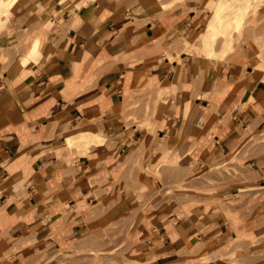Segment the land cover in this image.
<instances>
[{"label":"crops","instance_id":"0c3cea01","mask_svg":"<svg viewBox=\"0 0 264 264\" xmlns=\"http://www.w3.org/2000/svg\"><path fill=\"white\" fill-rule=\"evenodd\" d=\"M37 1L36 22L24 17L22 27L0 33V57L41 38L48 61L17 80L8 73L28 49L0 64V264H264V69L255 52L244 50L242 66L212 67L170 50L182 37L184 50L186 35L198 31L203 0L167 13L154 0H73L80 8L72 12L59 1L29 0L16 10ZM170 52L179 58L170 61ZM157 88L172 92L158 130L178 143L168 159L177 163L189 149L185 168H199L184 182L196 187L195 206L186 211L165 191L163 203L133 219L138 184L121 159L144 136L126 115L133 92ZM161 143L144 166L169 153ZM95 162L101 167L92 174ZM224 165L243 176L201 190L222 183L201 173ZM171 184L163 180V189ZM223 201L225 209L217 206ZM107 249H123L128 261ZM97 250L105 252L95 258ZM236 251L243 255L233 263Z\"/></svg>","mask_w":264,"mask_h":264},{"label":"rangeland","instance_id":"374dc122","mask_svg":"<svg viewBox=\"0 0 264 264\" xmlns=\"http://www.w3.org/2000/svg\"><path fill=\"white\" fill-rule=\"evenodd\" d=\"M23 1L29 0H15L14 3L8 1L0 6V17H2L5 21L2 24L0 23V33L5 31L12 32L14 28L22 27V24H20V22L24 17L29 18L27 19L28 24H30L29 26H31V23H33L34 21H37L38 17L36 16L35 12H41V3L39 1L34 3L28 2L27 4H23L20 9L16 10L18 4ZM55 1H59L61 3L63 0ZM187 1L188 0H154V4L155 9H161L163 13H167L169 11H172L179 5H184ZM218 2L223 3L228 12L231 10V5L233 3L235 5L238 4L243 10H245V13H243L242 17L237 22H235V19L232 16H227V20L231 21L233 25V28L231 29L229 34V37L232 41V48H230L229 50L223 49L225 38L221 37L218 39L214 46L217 55H208L204 50L206 44H204L203 42V35L206 33L205 31L207 30L209 24H211L215 20L216 5ZM165 3H169L168 7L163 6ZM38 7H40L41 9ZM198 15L202 16L198 31L192 35H186L187 38H190V43H187V41L185 40V49L182 50V37L177 41V44L170 47V50H179L181 52H187L194 56H201V60H206V63H211L212 67L215 65V63H226L231 60L237 61L239 66H242L243 63L241 61V57L243 56L244 50L250 47L256 55V67L259 70L264 69V0H203L202 7L198 10ZM2 18L0 19L2 20ZM51 20L52 19H50L49 17L44 21L48 29L51 26L48 25ZM237 25H239L238 28H236ZM27 49L28 48L26 42L25 45L24 42H20V44H14V46H10L8 54L9 57H0V64L2 61L6 60V62L8 61L10 65L18 53L26 52ZM170 55L171 52L169 53V56L168 54H166V56L169 57L170 61L178 59H175L173 57L172 59L170 58ZM47 62V60H43L37 65L41 66L43 64H46ZM257 64H261L262 66L259 67L257 66ZM1 70L2 69H0V72ZM167 84L168 83L162 85L165 86ZM132 94V102L128 105V113L126 115L127 118H129V122L127 123H135L137 127L143 131V136H145V132L148 129L149 123L152 118L155 120V117H158V119L161 121V124H163L164 121L162 122V119L165 118V107L168 100L172 97V92H170V90L168 89L160 91L159 88H157V90L135 91ZM143 139L137 143L136 152L132 153L126 158L121 159V169L130 172V175H132V177L135 175L138 184L137 194L139 201L138 205L133 210L132 218L134 219L138 211L143 210L147 205H151V208H156L158 205L163 203L164 201H162V193L165 191L169 193L170 199L175 198V200H177L181 204L185 201L186 206L183 207V209L185 208L184 210L188 211V208H192L193 206H195V201L193 200L194 196H192V194H194L193 190H196V187L193 184H187L184 182L187 178L192 180L194 177H196L197 175H195V173L199 170L196 165L190 162L187 163L189 167L185 168L186 164L183 160V157L186 156V160L192 158L193 155L191 156V153L189 152L190 150L184 149V151L180 154L179 162L175 163L177 160H172L171 163V160L168 159V156H175L177 154L173 153V150H175V147H177L178 143L173 139H162V136L160 134L158 135L157 133V137L152 144L154 145L156 139H158V142H164L165 145L169 143V153H167V155L166 153L160 154L157 160H152L149 162L148 166H144L143 162L147 158V153L153 148V145H150L147 148H143ZM162 143L160 144V146H162ZM74 149L87 151L89 150V147L80 148L77 146ZM100 167V164H97V162L93 163L91 170L92 174H96ZM113 170L114 169H112V171ZM201 174L203 175V180H205L206 182L212 183V180H215L214 178L216 177H220L222 180V183L218 184H215V182H213L214 184L211 185V188L205 187L201 189L207 192H210L211 190L214 191L216 188L218 189L226 185L227 177L230 178L234 176L236 178H240L243 176L239 170H237L236 168H231V165L209 168L204 170V172H202ZM165 179H170L172 181V184L166 190L163 189V180ZM147 193H151V198H147ZM181 197H184L185 199H181ZM208 202L211 201L205 200L204 204H207L208 206ZM213 203L214 202H211V205ZM217 204V206H220L219 208L223 209H225L227 206L224 201L220 202V204ZM178 214L181 215L180 212H178ZM104 224H111L110 218H107ZM252 246L253 249H251V251L248 253L250 255H254L252 250L258 248L257 242L253 243ZM262 248H264V245L262 246ZM1 251L2 247H0V253ZM106 251L109 252V254L115 256L118 255L122 258V260L126 262L128 261L127 255L125 254V251L123 249L119 251L107 249ZM102 252L105 251L97 250L94 254V257H98ZM242 255L243 253L241 251H236L228 256L234 263L237 262L239 257H241Z\"/></svg>","mask_w":264,"mask_h":264},{"label":"bare ground","instance_id":"6f19581e","mask_svg":"<svg viewBox=\"0 0 264 264\" xmlns=\"http://www.w3.org/2000/svg\"><path fill=\"white\" fill-rule=\"evenodd\" d=\"M10 1L14 3L15 0H0V6L6 2ZM234 4V3H233ZM231 5V10L228 12L227 8L224 7V4L218 2L216 5V12H215V20L209 24L207 27L206 33L203 35V42L205 45L204 50L207 52L208 55L216 54L217 52L214 49V46L219 38L224 37L223 49L229 50L232 48V41L229 37L230 31L233 28L232 22L227 20V16H232L235 19V22L239 21L242 17L245 10H243L240 5L234 4ZM62 9L65 12H69L72 10H77L80 8L79 6L75 5L73 0H63L62 1ZM164 7H168V4H164ZM224 7V9H223ZM137 13V12H136ZM1 18V17H0ZM0 23L2 24V20L0 19ZM239 25L236 26L238 28ZM190 38H185L187 43H190ZM204 51V52H205ZM45 48H43V42L41 38H36L28 48V51L25 54H22L17 57L16 62L14 63L13 67L9 71L8 75L11 80L23 79L27 74V69L31 64H39L41 61L46 60L45 56ZM204 55V53H203ZM173 58H179L178 54H174ZM172 58V59H173ZM257 66L261 67V64H257ZM161 121L158 117L153 119V122L148 130L145 132V136L143 139V148H147L150 145H153V141L157 137L158 130L161 126ZM104 141L101 140V143ZM100 143V144H101ZM144 158V157H143ZM172 163V161H170Z\"/></svg>","mask_w":264,"mask_h":264}]
</instances>
